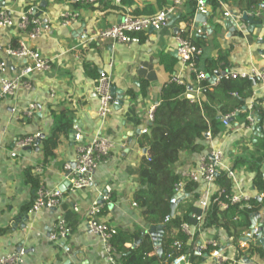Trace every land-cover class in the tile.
Instances as JSON below:
<instances>
[{"label":"crops","instance_id":"obj_1","mask_svg":"<svg viewBox=\"0 0 264 264\" xmlns=\"http://www.w3.org/2000/svg\"><path fill=\"white\" fill-rule=\"evenodd\" d=\"M127 1L128 4H115L111 1L80 4L69 0L2 2L11 9L15 22L21 12L29 6H34L39 17L51 25L50 31L32 40L15 27L0 29V60L7 62L3 74L12 77L26 64L24 59L8 57L3 52L5 46H16L21 40H25L42 56L50 59L52 65L48 71L30 74L29 90L21 88L14 96L3 99L0 103V256L24 249L26 256L22 264H107L102 241L88 227V201L103 203L96 219L116 227L117 231L121 229L128 234L136 230L148 231L149 226L142 222L139 209L133 206V194L137 189L135 170L140 158L149 156L148 148L139 146L142 135L140 129H149V108L159 104L162 88L172 80L178 79L181 84L188 86V98L195 94L193 71L179 58L174 28L179 27L181 23L194 27L196 11L194 1L183 3L177 8L172 19H169L167 26L140 33L139 43L83 41L118 22L123 14L152 15L169 3V0ZM208 5L209 29L225 18L224 10L238 15L243 11L249 15L261 12L258 17L264 15L262 5L247 9L240 7L236 0H209ZM64 10L77 13L75 21L69 26L62 25L58 18V13ZM240 25L247 31L229 34L226 27L220 26L218 35L216 27L208 32L206 24H202L200 27L204 32L191 37L193 44L196 38H199L197 43L202 50L199 64L206 58L216 57L215 46L219 45L223 49L230 48L227 55L228 70L241 72L247 71L251 66L261 67L264 60V43H259L260 40L256 37L264 35V28L256 26L253 31H249L250 24L240 22ZM200 69L205 71L202 66ZM102 73L109 75L111 88H114V95L119 100V104L113 107L111 113L103 120L98 115L100 96L96 91L98 78ZM235 82V85L243 87L248 84L243 80ZM198 99L197 102L205 100V95H199ZM33 102L38 105V110L29 117L25 111ZM60 111L70 113L72 127L67 135L60 136L53 156L44 158L41 140L37 147L18 150L16 157L10 156L14 141L19 135L40 131L42 139L49 137L53 131L52 113ZM71 130L74 132H70ZM231 130L233 129H229ZM96 133L112 141L114 148L108 161L96 169L92 185L73 193L70 201L63 202L59 209H42L27 220V210L40 186L62 191L68 189L65 165L69 163L71 167L75 166L77 146ZM249 138L250 142L242 145L237 143L238 138L233 136L226 140L215 136L213 143L222 145L225 165L237 169L242 190L252 192L254 172L248 171L247 168L242 169L247 167L248 163L234 166L239 157L249 159L253 156L241 148L248 146L249 151L255 152L253 145L255 146L262 137L250 134ZM204 145L201 152L209 150L210 141L206 139ZM200 153H182L174 165L175 170L194 166ZM257 157L253 158L258 159ZM199 189L201 190V186ZM101 195H109L108 201L103 202ZM191 198L192 196L188 197L183 204L189 203ZM72 202L79 204V215L71 210ZM179 207L180 204L175 210ZM60 212L72 228L70 236L65 240V244L70 248L69 253L65 252L59 243L48 239L55 216ZM252 215H255V225L264 228V206L250 213V225ZM25 217V226H21ZM191 223L194 224V221ZM203 226V230L195 235L193 241H188L193 247L207 240H215L222 254L229 259L227 264L264 263L256 254L250 259L236 258L234 231L222 226ZM247 229L244 228L238 233L239 248L243 232ZM257 242L259 240L252 239L249 244ZM211 250L208 248L203 253V260L198 264H215Z\"/></svg>","mask_w":264,"mask_h":264},{"label":"built area","instance_id":"obj_2","mask_svg":"<svg viewBox=\"0 0 264 264\" xmlns=\"http://www.w3.org/2000/svg\"><path fill=\"white\" fill-rule=\"evenodd\" d=\"M3 1L12 0H0V29L15 27L20 33L31 40L51 30V25L44 22L37 14L36 7L29 6L20 13L18 21L15 22L12 17L11 9L5 4H2ZM69 1L80 4H95L101 1H111L115 4H120L122 2V0ZM187 1L191 0H169L167 6L159 9L152 15L137 16L129 13L123 14L118 22L113 23L111 26L92 37L85 38L83 41L93 42L97 40H109L113 43L121 44L139 43L140 33L145 32L148 29L159 30L167 26L170 19L169 17L173 16L176 13L177 8ZM192 1L195 2L196 12L209 14V0ZM223 16H232L237 21L238 32L244 33L247 31V29L238 22L240 15L236 14L234 16L230 11L224 10ZM76 17L77 13L72 11L64 10L58 13V18L64 26L71 25ZM203 32L204 29L201 27L195 28L192 26H185L175 32L174 36L180 60L186 63L194 74L196 88L195 94L189 97L190 101H199L198 96L205 95L221 78L231 81L244 80L248 84L252 83V85L254 84V91L252 96L247 100L244 106L245 108H243V110L247 112V115L242 120V123L236 120L239 117L241 109H235L226 114L220 113L219 119L227 131L229 129H233V131L243 129L254 136L259 135L264 138V121H260L261 117L259 115L260 108L263 109L264 112V60L261 67L251 66L247 71L237 72L225 70L220 72L221 76L217 78L216 81L210 82L207 73L197 68L196 60L202 54V50L191 41V37L194 34H202ZM263 38L264 35L262 34L256 37L258 40H262ZM3 52L8 57L24 59L26 64L12 77H8L3 74L7 67V62L4 59L0 60V103L3 99L14 96L21 88L29 90L31 87V83L29 82L30 74L33 72L48 71L52 65L50 59L42 56L35 47L27 44L25 40L19 41L16 46L8 44L4 47ZM174 81L181 84V81L178 79H174ZM96 91L100 96L98 115L103 120L111 113L113 107L119 104L118 98L111 93V84L107 73H102L98 78ZM53 93L54 92L52 91L51 94ZM156 107L157 105H152L149 108L147 120L150 123L153 121ZM37 110L38 105L33 102L28 105L25 114L30 117L34 115V112ZM147 132L148 127L140 129L141 134ZM223 132L220 131L217 136L224 138ZM204 136L210 141L211 146L209 150L205 152L203 151L199 154L197 163L194 166L184 167L178 170L179 180L174 184V194L169 200L170 205L185 203L187 198L191 196L190 192L186 191V184L192 183L196 185L195 191L198 192L200 196L196 201V206L200 211L191 214V219L194 221V224L189 222L181 224V231L189 240H192L196 234H199L203 230L206 213L211 207H215L221 211L235 207H237L238 211L251 210V203L254 198L264 200V191H258L255 188H253L252 192L242 190L238 171L235 168L225 165L224 150L222 145L215 142L213 143L215 136H213L212 131L209 129L204 133ZM41 139L42 133L40 131L19 135L14 141V149L10 151V156L16 157L18 150L37 147ZM113 148L114 143L100 133H96L87 141L81 142L76 149L75 166L71 167L69 163L65 165L67 179L69 181L68 189L62 191L57 188L47 189L40 186L36 191L31 206L27 210V220L42 209H59L63 202L70 201L73 193L91 186L96 169L108 161V157ZM222 171L226 172L228 178L231 180L232 187L228 191L220 189L216 184L217 176ZM199 186H201V190L199 189ZM101 196L103 202L108 201L109 195ZM102 204L94 201L87 202L89 215L88 227L102 241L106 263L115 264L116 261L114 255L116 254V250L112 243V238L117 235L118 231L116 227L107 224L105 221H99L96 219V215L100 211ZM133 206L137 207V204L133 202ZM71 210L79 215V204L77 202H72ZM169 218V215L166 216L165 222L168 221ZM234 219L236 220L237 218ZM71 230L72 228L66 217H64L61 212L57 213L54 226L49 233L48 239L59 243L64 248V251L69 253L70 248L65 244V240L70 236ZM260 237L264 238L263 227L254 225L252 228H248L243 232L242 238L239 242L240 247L247 248L250 240H258ZM174 245L177 250L181 249V243L175 242ZM208 248L212 249L211 256L213 257L215 264H226L228 262L229 259L222 254L218 242L215 240H207L200 243L193 247V251L197 256H203V253ZM25 256L26 253L24 249L14 250L1 255L0 264H22ZM241 261L243 262V260ZM233 262H235V260ZM70 264L76 263L72 262ZM171 264L194 263L190 260V251L187 250L185 253L179 254L175 257Z\"/></svg>","mask_w":264,"mask_h":264},{"label":"trees","instance_id":"obj_3","mask_svg":"<svg viewBox=\"0 0 264 264\" xmlns=\"http://www.w3.org/2000/svg\"><path fill=\"white\" fill-rule=\"evenodd\" d=\"M236 2L240 7L247 9L264 4V0H236ZM128 3L129 1L122 0V4ZM198 40L199 38H196L194 43L199 47ZM215 47L216 57L206 58L201 65L198 57L196 62L197 68L200 69L202 66L205 73L209 75H213L215 71L223 72L229 69L227 55L230 48L223 49L219 45ZM235 83V81L221 78L205 94V100L200 102H191L186 96L187 85L178 84L172 80L162 88L153 121L149 125L148 132L142 134L139 140L140 147L148 148L149 156L140 158L135 170L137 189L133 194V201L137 204L142 222L147 226H161L162 228V253L161 255L156 253L155 246L146 232L136 230L128 234L119 229L117 235L112 238L116 250L115 264H171L175 257L187 250L190 251V260L193 263L198 264L203 260L202 256L197 257L193 251V244L188 242V237L181 231V224L191 223V214L200 211L196 206V201L200 197L195 191L196 185L186 184V191L192 196L189 205H183L173 215L170 214L169 200L174 194L173 186L179 180V174L174 165L182 153H200L204 149L207 139L204 136L206 131L210 129L213 136H217L221 131V121L218 118L220 113L226 114L235 109H241L240 117L246 112L243 108L253 94V85L249 83L243 87ZM259 111L260 121L263 122V109L260 108ZM52 114V134L46 139H41L44 158L54 155V149L59 143L60 136L67 135L72 127V117L68 111ZM257 156L258 159H254V156H250L249 159L239 157L234 166L248 163L247 170L254 172L253 187L258 191H264V152ZM216 184L225 191L232 187L231 180L224 171L218 174ZM251 204V210L243 211H238L237 207L225 211L211 207L206 213L204 225L207 227L222 226L229 231H234L237 259H250L256 254L264 261L263 243H250L247 248H239L237 244L238 233L250 226V213L263 207L264 200L254 198ZM168 215L170 218L165 222ZM138 240L140 243L133 248V242ZM175 242L181 243V249L175 248Z\"/></svg>","mask_w":264,"mask_h":264},{"label":"water","instance_id":"obj_4","mask_svg":"<svg viewBox=\"0 0 264 264\" xmlns=\"http://www.w3.org/2000/svg\"><path fill=\"white\" fill-rule=\"evenodd\" d=\"M262 12H264V4L261 6ZM234 16L236 15L235 13L233 14ZM259 15H261V12H255L252 13L251 15H249L246 11H243L242 14L240 15L239 18V23H247L250 24L248 27L249 31H253V29L257 26L258 28H264V15L258 17ZM209 14L205 13V14H201L199 12H195L194 14V27H200L202 26V24H206L208 32L212 31L213 28L215 27H211L210 29L208 28L207 25V20H208ZM170 19H172V16L169 17ZM217 25L219 26H224L226 27V29H228L229 34L234 33V32H238V28H237V21L232 17V16H228L225 17L222 21H219L217 23ZM186 26L185 23H181L179 27H175L174 28V32H177L179 29L184 28ZM259 43H264V39L260 40ZM221 76L219 71H215L213 75H209L207 74V77L209 78L210 82H214L217 80V78H219ZM111 93L115 94L114 88H111ZM245 108V107H244ZM220 118V116L218 117ZM232 120V119H230ZM74 132V130H71L70 132ZM260 200V199H259ZM177 205L176 204H171L170 205V209L171 212L170 214L173 215L175 212ZM259 213H256V215H258ZM255 215H252L251 218V225L250 228H252L255 225ZM26 217L23 219V223L21 224V226H25ZM14 223V222H13ZM12 223V224H13ZM146 233L150 236L154 246H155V250L156 253L158 255H161L162 253V248H161V235H162V228L161 226H149L148 231H146ZM260 243L264 244V238L260 237L259 239ZM140 243V240L138 241H134L132 247L135 248L138 244Z\"/></svg>","mask_w":264,"mask_h":264},{"label":"rangeland","instance_id":"obj_5","mask_svg":"<svg viewBox=\"0 0 264 264\" xmlns=\"http://www.w3.org/2000/svg\"><path fill=\"white\" fill-rule=\"evenodd\" d=\"M215 27H216V33L219 35V32H220V26L219 25H215ZM238 36L241 38L242 36L240 35V34H238ZM247 115V112H245L244 114H242L240 117H238L236 120L237 121H239V122H241L242 123V120L244 119V117ZM220 125H221V131L223 132V130H224V132H223V134H224V138H222V139H224V140H226V139H229L230 137H234V138H238L237 139V143H241L242 145H245V143L247 142H250V133H248V132H246V131H244L243 129H240V130H238V131H227L225 128H224V126L220 123ZM223 129V130H222ZM253 147H254V151L255 152H253V151H249L248 150V146L247 147H243V148H241V150L242 151H244L245 153H250V154H252L253 156H257V155H259V154H261V153H263L264 152V138H260L259 139V142L254 146L253 145ZM238 166V165H237ZM240 166V165H239ZM242 169H244V170H246V167H242ZM237 170V169H236ZM184 204L183 203H181L180 204V207H182ZM187 205H189V203H186V206ZM185 206V205H184Z\"/></svg>","mask_w":264,"mask_h":264}]
</instances>
